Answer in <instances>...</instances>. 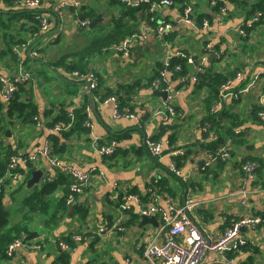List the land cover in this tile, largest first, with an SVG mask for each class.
I'll return each instance as SVG.
<instances>
[{
	"label": "crops",
	"instance_id": "crops-1",
	"mask_svg": "<svg viewBox=\"0 0 264 264\" xmlns=\"http://www.w3.org/2000/svg\"><path fill=\"white\" fill-rule=\"evenodd\" d=\"M58 1H73L78 5H67L63 18L58 19L53 12ZM255 1L232 2L237 8L232 3L227 4L229 11L222 25L217 23V18L212 23L207 17L212 14L215 18L211 0L174 1L172 6L157 9V17L151 23L153 27L162 19L175 23L174 30L167 36L170 52L185 50L200 56L210 36L215 49L209 53L207 69L227 74L237 71L235 76L228 78L231 80V92L216 109L218 114L214 125L204 121L207 115L205 101L209 94L208 87L200 89L197 85L199 83L194 80L183 84L175 76L170 83L168 97L157 94L158 89L152 90L153 80L160 75L162 62L168 53L157 35L151 33L147 40H137L130 58L104 48L92 55L82 54L116 27L122 10H118L120 7L116 0H56L54 5L50 0L43 1V9L48 11L52 20L51 27H56V30L60 27L62 32L54 41L42 47L48 50L42 52L40 58L32 54V49L40 46L35 44L20 49V62L13 60L8 46L0 37V72L10 78L22 68L30 70L32 77L23 82L20 100L30 101L38 109L32 122L24 123L21 117L9 121L7 130L11 134L7 135L6 131L2 135L0 132V144L4 147L11 145L13 149L34 155L47 140H52L53 157L60 164L82 171L95 170L91 183L83 193L76 196L75 202L68 204L66 199L68 213L61 215V211L56 212V203L64 196L66 186L50 195L37 197L39 184L31 187L28 183L32 172L37 169L44 170L42 178L50 176L53 179L57 176L49 160L44 157L34 163L29 160L28 175L25 174L28 168L20 166L22 179L16 181L19 190L12 193L17 211L7 206L9 229L21 226L29 238H39L43 245L35 250L30 247L20 248L13 257L0 259V264H56L59 249L55 250L52 243L87 229L97 231L106 219L114 221L118 215L117 201H120V193L125 188L139 193L144 203L152 202L151 189L154 188L153 203L166 209L169 204L185 205L183 196L187 187V200L195 203L190 215L217 238L233 218L249 211L264 215V194L261 190L264 189V121L257 116L261 108L260 95L264 91V60L256 56L264 54V48L260 53L249 54L255 51L259 43L264 44V29L260 32L263 37L261 39L257 37L260 30L256 34L250 32L249 35L245 30V34L241 32L244 24L250 25L255 19L257 12L251 6ZM188 5L192 6L198 23L199 17L206 15L203 19L207 18L213 24L211 33L178 23L184 7ZM244 7L249 11L248 16ZM0 10L8 12L16 8L7 0H0ZM85 13L91 16L86 18L83 15ZM142 15L140 12L139 16ZM82 19L92 21L90 28L81 25ZM2 21L10 29L18 28L23 22L8 14L2 16ZM123 21L129 25L134 23L131 15ZM221 52L223 54L219 57ZM255 57L256 62L250 61ZM73 66L97 72L100 78L98 88L90 91L87 82L76 80L71 74ZM187 66L189 72L184 73L189 76L193 74L192 67ZM239 72L244 76L237 80L235 77ZM254 80L256 83H253ZM243 87L248 89L237 94ZM2 90L3 85L0 89V104H3L1 112L6 117L9 101L2 98ZM111 93L121 96L122 111L130 109L139 119L123 115L115 118L113 105L104 101ZM164 103L174 105L178 114L167 120L155 114L156 108ZM63 112L71 116L72 126L71 122L55 123ZM78 113L86 116L84 129L72 131ZM206 123L211 125V130L204 129ZM57 124L71 127L53 131L52 128ZM150 135L165 145L163 156L154 157L148 151L145 138ZM95 140L108 144L116 141L118 149L114 155L103 157L97 150ZM224 146L229 147L231 157L223 161V168L220 169L218 162L208 163V153ZM171 150L184 152V155L179 156L183 157L180 158L179 168L187 180L173 172L172 162L175 158ZM4 159L5 154L0 151V164ZM247 160H256L261 165L255 173L256 178L245 183L242 163ZM31 167L34 168L32 172ZM116 183L119 184L117 189L113 188ZM26 187L31 191L25 190ZM244 187L251 191V207L244 204L241 193ZM110 196L116 199L112 200ZM79 207L87 209L85 218L81 216ZM141 216L135 208L130 209L122 215V230L100 235L97 241L76 242L68 264H149L143 254L144 248L153 240H163V221L156 214L154 216L159 221L158 227L154 223L142 224ZM262 227L257 232H245L251 243L240 252L225 258L219 252L210 251L201 264H264Z\"/></svg>",
	"mask_w": 264,
	"mask_h": 264
},
{
	"label": "built area",
	"instance_id": "built-area-1",
	"mask_svg": "<svg viewBox=\"0 0 264 264\" xmlns=\"http://www.w3.org/2000/svg\"><path fill=\"white\" fill-rule=\"evenodd\" d=\"M125 6H134L138 7L143 3H148L150 5V12L152 13L149 17V20H144L142 25L137 31L128 35L118 42H114L111 45L105 47L106 51H114L122 54L123 56L130 58L132 55L134 43L137 40H147L151 33L160 37L162 45L164 48L168 49V53L165 56L162 62V69L160 75L153 80L152 90L154 89H165L170 92L171 82H173L174 77L176 76L179 79L180 83L187 84L189 81H195L199 83L202 74L208 71V58L209 53L214 51L215 46L212 42V38L209 36L206 40L205 51L202 55L196 56L191 52L181 50H173L170 52V41L167 39L168 34H170L174 28L175 23L173 21H168L162 19L158 21L156 27H153L151 23L157 17L155 14L157 9H162L165 6L174 5L173 0H160L154 1L151 0H120ZM23 6L42 9L43 2L42 0H21ZM212 5L214 6L215 19L217 18L218 24H223L224 16L229 11L227 4H218V0H211ZM76 6L78 3L73 1H61L57 2L53 7V12L56 18L61 19L65 14L66 6ZM123 8V7H122ZM261 16L260 12H257L255 15V20ZM41 18V30L43 32H49L51 27V18L49 13L45 12L39 16ZM81 25L83 27H90V19H82ZM188 24L191 29L206 30L212 32L213 24L209 19L204 18L201 23L197 22V18L193 14L192 6H185L178 20V23ZM246 29H242L241 32L245 34ZM61 28L59 27L56 31L49 33V35L41 42L40 46L32 50L33 56L40 58L42 52L40 48L47 46L50 41H54L55 38L61 33ZM15 52L20 54V48L15 47ZM216 53V52H215ZM223 52L219 54L221 57ZM175 58H180L186 60V63L192 67V73L189 76H186L184 73V68L181 63H174ZM71 74L78 79L84 80L83 82H88V89L90 91L96 90L100 83V78L97 72L90 70L88 72H80L78 70L72 71ZM243 73L239 72L235 77L237 80L243 78ZM32 73L27 68H22L14 77H7L0 72V82L3 85L2 98L6 101H10L15 92L18 89V84L30 80ZM253 83H256L254 80ZM231 80L226 81L222 85L220 100L215 101L212 111L216 110L221 106L222 101L225 96L231 92L230 90ZM248 88L243 87L237 91V94H242ZM236 94V95H237ZM261 99V108L257 111V116L264 121V91L260 95ZM121 96L119 94H109L105 97L104 101L113 105L114 117L118 118L123 116L133 118L138 120V116L135 112L130 109H125L122 111L121 108ZM155 114L161 115L166 120L178 114V111L174 105L164 103L159 105ZM87 125H90L87 122ZM70 125L57 124L52 130L53 131H62L67 130ZM211 125L209 123L205 124V130H211ZM97 150L101 156H112L117 151V142L113 141L110 144L101 142L100 140L94 141ZM145 145L148 151L154 156H163L165 152L164 144L156 140L153 136H147L145 138ZM175 158L172 162V170L178 176L187 180L186 176H183L181 169L178 166V161L176 157L184 155V152H178L176 150H171L170 152ZM228 146L220 147L215 152H209L208 163H216L218 160H227L231 156ZM41 157H44L49 160L53 169H56V172H61L66 175H69L72 179V182L69 186V192L67 194V203L71 204L75 202L77 195L83 193L84 189L91 183L92 174L95 170L82 171L78 168L62 165L59 160L53 157V142L52 140H47L45 145L39 149L34 155H28L23 151H17V153L11 155L8 163L5 168L0 166V197L4 202L5 194L8 190H14L17 188L16 181L21 180L19 167L27 166L28 161L36 162ZM260 163L256 160H247L242 163V171L246 177L245 183H248L250 179H255V173L260 168ZM29 172V168L26 171V175ZM100 174L104 175L103 171H100ZM52 177H46L41 180V182H50ZM119 184L116 183L113 185V188L117 189ZM264 194V189H261ZM13 192V191H12ZM11 192V193H12ZM153 193L154 188L151 189L152 202L144 203L142 201V196L139 193L132 192L125 188L120 194V201H117V213L115 220L106 219L103 221L97 231H91L89 229L85 230L82 233H75L72 235V238L75 242L82 241V239L91 238L96 233L99 235H105L107 233L114 232L116 230H122L123 220L122 215L130 209H136L139 214L151 216L159 214L163 224L161 226V232H163V240H153L150 243L146 244L144 248V257L149 264H201L204 256L210 252H219L225 258L229 257L232 253L240 252L243 247L251 243V239L246 236V231H260L259 228L263 225L262 230L264 229V215L255 214L251 211L247 212L245 215L233 218L230 221V224L225 228L223 234L220 237H215L213 234L209 233L204 227L199 225L195 219L190 215L192 207L195 205L191 200H187L184 206H177L175 204H169L166 209L159 207L157 204L153 203ZM244 196V204L248 207L250 206L249 196L251 191L247 190L245 187L241 191ZM110 198L116 199L114 197ZM5 204V203H4ZM57 246L62 250H71L73 246H70L69 243L64 240H59ZM30 247L32 249H40L42 247L41 239L29 238L27 233L24 231L21 235L16 237L7 247L6 255L7 257H13L18 249ZM74 248V247H73ZM75 249V248H74ZM18 264H26L25 262H20Z\"/></svg>",
	"mask_w": 264,
	"mask_h": 264
},
{
	"label": "trees",
	"instance_id": "trees-1",
	"mask_svg": "<svg viewBox=\"0 0 264 264\" xmlns=\"http://www.w3.org/2000/svg\"><path fill=\"white\" fill-rule=\"evenodd\" d=\"M43 1L45 0H42V2ZM116 1L119 2L120 0H116ZM151 1L154 2V1H160V0H151ZM174 1L180 2L183 0H174ZM234 1H238V0H218V4L224 5V4L232 3ZM7 2L15 6L16 10H13V11L9 10L8 12H4L3 10H0V37L5 42V44L8 46V51L12 54V59L16 60L17 62L18 61L20 62V54L14 51L15 47H18L21 49L25 46L30 48L31 46L35 44L38 45L49 35V33L55 31L56 27L51 28L49 32H43L41 30V18H39V16L45 12H48L46 9H43V7L42 9L26 7L22 5L21 0H7ZM50 2L52 5H54L56 0H50ZM121 5L123 8L121 12L119 13L120 16L118 17L120 18V20L117 23L116 27L113 29V31L107 37L91 44V46H89L86 50H84V52L82 53L83 55H88V54L92 55L95 52H100L101 50L103 51V48L111 45L114 42H118L122 40L123 38L127 37L128 35L134 33L135 31L139 29L142 20H149V17L152 14L150 12L151 4H148V3H143L138 7L125 6L122 2H121ZM233 5L235 6V4ZM251 6H252V10H255V12H260L261 16L256 20L254 19L250 25H247V24L243 25V28L246 29V32L248 33V35L250 32H252L253 34H256V31L264 29V0H256L255 2H252ZM243 9L246 12V15L248 16L249 11L247 7H244ZM140 12L143 13L142 17L139 16ZM4 14L11 15L15 19L23 20V22L20 24L18 28L10 29V26L2 21V16ZM83 15L86 18L91 16V14H87V13ZM130 15L134 21L132 25H129L127 22L123 21L125 17L127 16L130 17ZM205 16L206 15L199 17L198 19L199 23L202 22L203 17ZM137 17L139 19V25H138ZM207 17L211 20L212 23L215 22L214 21L215 18L212 14L208 15ZM1 30H3V32H1ZM47 50L48 48L40 49V51L43 53L46 52ZM174 63H181L183 65L184 72L185 73L189 72V67L187 66L186 60L175 58ZM75 70H78L80 72H88L82 68H76L73 66V70H71V72ZM236 72L237 71H232V72H229V74H227L225 72L222 73L221 71H217V70L213 71L212 69H208L206 73L202 74L199 84L197 85H199L200 89L207 88V87L209 89V94L206 98V101L204 100L206 111H207V115L204 118V121H208L213 125L215 124L216 115L218 114V111L217 110L212 111V107L215 101L220 100V93H221L222 85L224 84V82L228 80V78L235 76ZM76 80H79L81 82L84 81L78 78H76ZM18 88L19 89H17L13 98L8 102V114L6 117H4L3 113L1 112V108L3 104L2 103L0 104V132L2 135H4V133L9 128L8 122L9 121L11 122L13 119H15V117H21L23 119V122L26 123V122H32L35 116L38 114L37 106H35L30 101L25 102V101L20 100V90L24 89L23 83H19ZM0 89H2L1 83H0ZM114 93H118V92H114ZM75 118L76 119L74 122V126L72 128V131H75L77 129H84L83 122L86 119V116L83 115L82 113H78L75 115ZM56 122H62L65 124H68L71 122V126H72L73 120L71 119V116H69V113L63 112L61 116L57 118L55 123ZM56 141H58V139H56ZM2 151H3V154H5V159L3 163L0 164V166L2 168H5L11 155L17 153L18 149L17 150L13 149L12 146L9 145L7 147H4V150ZM180 158L182 159L183 157H176L179 167H180V162H181ZM223 161L224 160H218V166L220 167V169L223 168V164H224ZM33 170L34 168L31 167V172ZM29 171H30V168H29ZM28 174H30V172H28ZM71 182H72V179L70 178L69 175L58 172L54 180H51L50 182H45L42 186H38L36 195L37 197L42 196L44 194L50 195V193H55L57 190L61 189L63 186H66V191H64V196L58 199L56 203L57 204L56 212L61 211V215H64L66 214V212L68 213L67 206H66V198H67L66 195L69 192V186ZM31 205H35V203H32ZM79 212L81 213V216L84 218L88 214L87 209L83 207H79ZM123 227H124V223H123ZM24 231L26 230H24V228L21 226H16L14 228L9 229V211L7 209V206L4 204L2 198L0 197V259L7 258L6 249L8 245L16 237L21 235L22 232ZM72 235H69L68 238H64L62 240L69 243L70 246H73L75 248L76 242L73 240ZM99 236L100 235L96 233L93 237L86 238V239L83 238L82 241H78V242H83L85 240L97 241ZM73 247L71 250L68 251V250H62L58 246L59 252L56 258V264H68V258L70 256V252L74 250ZM232 254H236V253H232Z\"/></svg>",
	"mask_w": 264,
	"mask_h": 264
},
{
	"label": "water",
	"instance_id": "water-1",
	"mask_svg": "<svg viewBox=\"0 0 264 264\" xmlns=\"http://www.w3.org/2000/svg\"><path fill=\"white\" fill-rule=\"evenodd\" d=\"M88 84L89 83L87 82L86 85L88 86ZM156 93L159 94V95H162L164 98H166V97H168L170 95L169 91L161 90V89L156 90ZM10 134H11L10 130H7V135H10ZM43 175H44V170H42V169L34 170L32 172V177L28 181L29 185L31 187L37 185L40 182V180L43 177ZM187 192H188V188L186 187L185 188V192H184V196H183L184 203L187 200ZM71 209H72V207H71ZM141 218H142V224L154 223V225L156 227L159 226V221L157 220V217L154 216V215H151V216L142 215Z\"/></svg>",
	"mask_w": 264,
	"mask_h": 264
},
{
	"label": "rangeland",
	"instance_id": "rangeland-1",
	"mask_svg": "<svg viewBox=\"0 0 264 264\" xmlns=\"http://www.w3.org/2000/svg\"><path fill=\"white\" fill-rule=\"evenodd\" d=\"M117 6H119L120 8L118 9V10H120L121 8H122V5H121V2L119 1L118 3H117ZM260 32H261V30L258 32V34H257V37L259 38V39H261V38H263L262 37V34H260ZM264 39V38H263ZM264 48V44L263 43H259L257 46H255V51L254 52H249V54L250 55H253V54H255L256 52L257 53H260L261 51H262V49ZM249 49V48H248ZM256 56H258L259 57V59H261V60H264V54H256ZM254 56H252L251 58H253ZM249 60V59H248ZM256 60H257V58L255 57L254 59H251L250 61H254V62H256ZM40 63H38V65H39ZM263 132H264V129H263ZM4 149V146H2L1 144H0V151H2ZM262 152H264V149H262ZM42 182H40V184H41ZM32 187H34V186H32ZM17 190H19V186H17V188L16 189H14V190H8L7 192H6V194H5V197H4V203H5V205L6 206H8V207H10V208H12L14 211H17L16 209H15V207H16V205H15V203H14V201H13V195L11 194V192L12 191H17ZM25 190H27V191H31V189L30 188H25ZM100 226V225H99ZM103 236V235H102ZM60 240H62V239H60ZM59 241V240H58ZM58 241H56V242H54V243H52V245L54 246V248H55V250H57L58 249V246H57V244H58ZM42 245H43V242H42Z\"/></svg>",
	"mask_w": 264,
	"mask_h": 264
},
{
	"label": "clouds",
	"instance_id": "clouds-1",
	"mask_svg": "<svg viewBox=\"0 0 264 264\" xmlns=\"http://www.w3.org/2000/svg\"><path fill=\"white\" fill-rule=\"evenodd\" d=\"M40 44H41V43H40ZM40 44H39V45H40ZM40 49H41V48H40ZM32 50H33V49H32ZM14 51H15V50H14ZM28 166H29V165H27L26 167L28 168ZM55 170H56V169H55ZM56 171H57V170H56ZM57 174H58V172H57ZM42 179H43V178H41V180H42ZM41 180H40V182H41ZM52 180H54V178H53ZM40 182H39L38 184H39V186H42L44 183L42 182V183L40 184ZM13 192H14V191H13ZM13 192H12V193H13ZM12 193H11V194H12Z\"/></svg>",
	"mask_w": 264,
	"mask_h": 264
}]
</instances>
